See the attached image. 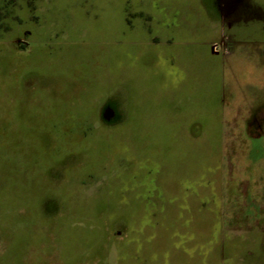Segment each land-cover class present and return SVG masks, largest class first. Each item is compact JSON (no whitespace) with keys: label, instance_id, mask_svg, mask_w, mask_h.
<instances>
[{"label":"rangeland","instance_id":"1","mask_svg":"<svg viewBox=\"0 0 264 264\" xmlns=\"http://www.w3.org/2000/svg\"><path fill=\"white\" fill-rule=\"evenodd\" d=\"M127 3L0 0V264H240L223 259L222 241L231 256L233 239L249 229L242 222L247 210L257 204L264 212V45L219 40V57L195 53L183 90L178 85L185 72L163 46L148 42L149 34L132 31L141 21L127 12ZM248 25L239 38L259 41L258 25ZM125 61L152 72L150 84L176 89L173 104L192 108L188 119L133 125L135 95L132 75L122 83ZM97 71L109 85L91 78ZM98 87L101 95L94 94ZM106 98L119 101L116 121L100 116ZM125 191L141 203L154 197L177 202L176 210L189 191L195 215L192 224L177 225L183 233L176 234L177 249L168 241L167 222L181 212L161 206L167 230L143 222L132 232L121 222L120 202L130 200ZM63 198L75 205V221L95 228L92 242L81 230L80 245L64 243L58 250L52 238L41 244L38 230L19 255L24 252L12 248V233L38 226V218L60 220ZM143 235L145 242L133 240Z\"/></svg>","mask_w":264,"mask_h":264},{"label":"crops","instance_id":"2","mask_svg":"<svg viewBox=\"0 0 264 264\" xmlns=\"http://www.w3.org/2000/svg\"><path fill=\"white\" fill-rule=\"evenodd\" d=\"M131 2L132 4H130ZM133 2L134 0H128L127 12H132L131 15L139 17L141 22L138 24H132V31H142L144 32L143 34L141 33L142 35L149 34L150 38L148 42L150 44L154 43L159 46H163L166 51L171 53V56L174 57L175 63L186 74V80L181 81L178 85L179 88H183V90L187 84V79L191 77L189 74L191 72L192 66L189 65V57L192 58L195 53L198 54L202 50H207L208 52H211L214 57H219L220 53L213 50L214 43L218 42L219 40L225 41L226 45H229L230 43L235 44V46L244 47L248 44L249 46L264 45V27L260 26V24L264 22V0H137V6H134ZM134 12L136 14H134ZM128 21L131 25L130 19H128ZM251 23L258 25V27L256 26L254 30L256 34L255 36H258L257 40L259 41H256L255 43L253 41L248 43L247 41L241 40L239 38V36L243 35L242 32L247 29L244 27L249 26L248 24ZM135 25L137 26L135 27ZM139 55H141V52ZM125 62L127 63H125L122 67L121 73L122 83L129 81L130 75H132L131 79H133L130 86H132L135 98L133 100V107H131V117L133 118V121L138 120V124L137 122H133V125H147V123L143 124L144 119H161L162 117L165 119L171 117L175 119L180 118L181 120L188 119L189 114H192L190 112H193L192 108H189V106H183L182 108L176 110L173 104L174 96L177 94L176 89L173 87L163 89L157 82L150 84L148 79L152 72L148 73L147 70L144 71V69H141V67H139L137 64L133 65L128 63V61ZM94 73L92 72L91 78H93V76L96 78L100 77L101 79L106 78L109 85V79L105 76L106 74L100 75L101 72L97 74L98 71ZM144 81L146 83H144ZM143 87L146 88L145 94ZM100 90L101 88L99 89L98 87L94 94L101 95L102 90ZM182 94L185 102L186 97L184 92ZM163 97L165 98V103H170L168 106L169 108L167 106L165 107L161 105ZM150 101L152 103H157L158 106H152L148 108L147 105H144ZM118 102L119 101L117 99L113 98L111 100L106 98L101 102L102 104L100 113L102 112V114H100V116L103 120H106L107 122H109V120L116 121ZM109 109L112 111L111 117H109L106 112ZM163 112L166 113L163 114ZM176 180L177 179H174L175 183ZM157 187H160V185L157 184ZM176 192L177 191H175L174 194H168L166 196L174 197L173 195H176ZM125 193L126 198H130V200L128 202H120V205L123 208L121 211V222L130 226L132 225V227L129 226L132 232H136L138 229L136 224L140 225L143 222H148L151 225L156 224L159 226L158 229L167 230L168 227L166 224H163L164 222H167V219L163 221L162 218L163 214L165 216L167 215L165 210L166 207H172V210L175 212H181V216H177L176 220L172 222V220L169 219L167 222L171 224V228L169 230L170 234L173 232V236L171 237L170 235V238L168 237V241L173 248H176L177 241H179V236H176V234L181 232L177 225L183 222L192 224V217L195 215V204L192 201L193 198L189 191H187V194L185 195L186 200L181 201L182 207L179 210L174 208L178 207L179 204L177 202L170 203L167 200V202H164V204L156 203L154 200L157 198L154 197L145 203H141L139 201L133 200L131 192L125 191ZM63 199L64 202L61 205L63 212L62 215H60V220H52L51 222L46 220L44 222V220L42 221L41 218H38V226H22L12 233L10 240L12 248L19 247L24 252L22 254L19 251V255L21 254L22 256L25 255L26 251L28 252L27 248L30 247L29 245L34 244V239L30 235L35 237L39 236V231L41 232V244H45V241L47 242L52 238L50 241H54L53 246H55L58 250L64 246V243H67V245L72 247L74 245H80V236L76 234L80 233L79 231L81 230L87 232L89 240L92 242L91 238L95 237V228H93V226L88 222L84 223L82 221H75V215L73 214L74 216H72L70 214V212L74 210L75 205L67 203L66 198ZM112 206H115V204H112ZM161 206L165 207V209H161ZM253 206L255 207V210H247L244 217L245 219L242 221L249 224V229H247L239 237H235L233 239L231 256L227 255L228 243L225 240L222 241L225 253V257H223V259L228 258L227 260H230V258L233 259L234 257V262L237 261V263L240 264H264V212H259L257 210V204ZM87 207L91 208L90 205H86L84 206L85 210H87ZM87 211H89V209ZM105 212H107L109 215V203L105 204ZM143 216H146V218L143 219ZM87 218H92L90 212L88 213ZM256 222L259 224H254ZM66 223H69L71 224L70 226H72L69 230L68 240L66 238ZM43 230L45 231V235ZM35 231H38V233H36L37 235L35 234ZM48 233L50 234V237ZM141 237L136 239L137 237L133 236V240L135 239V241L139 243L141 240L145 242L146 236L143 235ZM227 239L229 240L231 238ZM42 251L43 254L47 255V252H44V249ZM55 252L56 251L51 252L52 255L54 257L58 255L59 257V252L56 254ZM92 253L93 252H91V254ZM13 254L14 252L11 251V255ZM18 254L16 256H18ZM19 258L21 257H17L18 260H20Z\"/></svg>","mask_w":264,"mask_h":264},{"label":"flooded vegetation","instance_id":"3","mask_svg":"<svg viewBox=\"0 0 264 264\" xmlns=\"http://www.w3.org/2000/svg\"><path fill=\"white\" fill-rule=\"evenodd\" d=\"M223 42H224L223 44H226L225 41H223ZM214 45L219 46V43H218V42H215ZM214 45H213V50H214L215 52H219V53H220L221 50H215V49H214Z\"/></svg>","mask_w":264,"mask_h":264},{"label":"built area","instance_id":"4","mask_svg":"<svg viewBox=\"0 0 264 264\" xmlns=\"http://www.w3.org/2000/svg\"><path fill=\"white\" fill-rule=\"evenodd\" d=\"M214 47H217L216 45H214Z\"/></svg>","mask_w":264,"mask_h":264}]
</instances>
